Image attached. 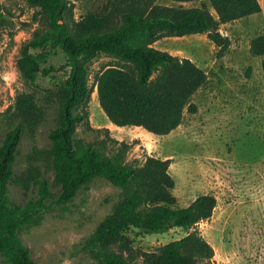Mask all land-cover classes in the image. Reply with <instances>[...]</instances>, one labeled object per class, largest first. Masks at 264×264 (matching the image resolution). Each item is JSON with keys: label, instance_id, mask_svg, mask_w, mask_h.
I'll list each match as a JSON object with an SVG mask.
<instances>
[{"label": "trees", "instance_id": "1", "mask_svg": "<svg viewBox=\"0 0 264 264\" xmlns=\"http://www.w3.org/2000/svg\"><path fill=\"white\" fill-rule=\"evenodd\" d=\"M156 1L103 0L76 19L69 0H27L36 10L38 27L21 47L20 76L34 80L38 74L64 67L70 72L42 99L34 93H19L9 109L17 124L0 145V253L10 264H36L19 237L20 230L37 224L54 205L64 207L95 177L120 189L112 211L80 248L98 264H215L214 249L198 229L200 222L212 216L215 196L202 194L188 206L178 207L169 173L171 159L146 156L142 163L129 162L131 144L112 137L106 127H93L88 109L96 91L101 109L114 126H136L157 136L168 135L181 124L185 110L196 112L190 99L206 82L207 73L191 59L153 44L164 37L205 34L218 48L217 57H222L230 39L221 33V26L260 13L261 0H207L191 7L181 4L196 0H168L179 6ZM57 47L66 55L65 64L58 69L43 67ZM35 49L41 51H31ZM249 52L261 57L264 71V34L251 39ZM102 55L111 61L95 73L91 84L90 66ZM51 102L55 125L48 132L50 145L33 147L25 170L16 175L21 139L35 133ZM80 125L84 134L94 137L77 136ZM11 185L32 193L21 207L9 202ZM132 228L146 234L172 228L187 233L155 251H143L126 233Z\"/></svg>", "mask_w": 264, "mask_h": 264}, {"label": "rangeland", "instance_id": "2", "mask_svg": "<svg viewBox=\"0 0 264 264\" xmlns=\"http://www.w3.org/2000/svg\"><path fill=\"white\" fill-rule=\"evenodd\" d=\"M69 1L76 19H80L103 0ZM202 1L207 2L196 0L181 5L199 6ZM156 2L180 5L168 0ZM260 4V13L221 26V33L230 39L222 57H217L218 48L205 34L164 37L153 44L156 49L191 59L207 73L206 82L190 99L196 112L185 110L181 124L168 135L157 136L136 126L115 127L101 109L95 92L88 109L93 127H106L112 137L131 144L129 162L142 163L146 156L171 159L169 173L175 182L172 193L178 207L188 206L202 194L215 196L212 216L198 224L214 249L215 264H264V71L261 57L249 52L251 39L264 34V0ZM35 11L27 0H0V145L17 124L9 113L16 96L34 93L40 100L46 91L62 84L70 72L69 67L58 69L65 64L66 55L57 47L42 66L58 70L38 74L34 80L20 76L17 60L22 45L38 27ZM109 61L111 58L104 55L93 60L91 84L95 73ZM54 125L51 102L35 133H26L21 139L14 164L16 175L25 170L33 147H49L48 132ZM77 136L90 140L94 134H84L80 125ZM48 178L51 182V173ZM31 195L19 186L9 187L8 199L14 207L24 205ZM119 198L118 187L95 177L64 207L54 205L37 224L23 227L19 237L36 264H98L80 248ZM126 233L135 247L155 251L187 231L172 228L146 234L132 228ZM0 264H10L2 253Z\"/></svg>", "mask_w": 264, "mask_h": 264}, {"label": "bare ground", "instance_id": "3", "mask_svg": "<svg viewBox=\"0 0 264 264\" xmlns=\"http://www.w3.org/2000/svg\"><path fill=\"white\" fill-rule=\"evenodd\" d=\"M95 92V95H96V97H97V92L96 91H94ZM97 100V98L95 99V101ZM113 125V124H112ZM116 127V126H115ZM119 128V127H118ZM137 128V127H136ZM138 128H141V127H138ZM122 129V128H121Z\"/></svg>", "mask_w": 264, "mask_h": 264}, {"label": "crops", "instance_id": "4", "mask_svg": "<svg viewBox=\"0 0 264 264\" xmlns=\"http://www.w3.org/2000/svg\"><path fill=\"white\" fill-rule=\"evenodd\" d=\"M120 128H123V127H120Z\"/></svg>", "mask_w": 264, "mask_h": 264}]
</instances>
